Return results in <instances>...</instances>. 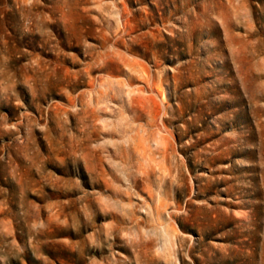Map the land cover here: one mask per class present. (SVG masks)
Wrapping results in <instances>:
<instances>
[{"label":"rangeland","instance_id":"obj_1","mask_svg":"<svg viewBox=\"0 0 264 264\" xmlns=\"http://www.w3.org/2000/svg\"><path fill=\"white\" fill-rule=\"evenodd\" d=\"M0 264H264V0H0Z\"/></svg>","mask_w":264,"mask_h":264}]
</instances>
